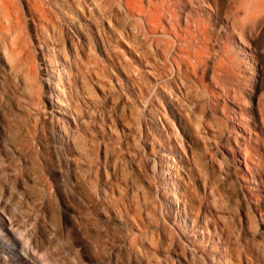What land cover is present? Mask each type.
Returning <instances> with one entry per match:
<instances>
[{"label":"rangeland","instance_id":"374dc122","mask_svg":"<svg viewBox=\"0 0 264 264\" xmlns=\"http://www.w3.org/2000/svg\"><path fill=\"white\" fill-rule=\"evenodd\" d=\"M205 1L0 0V264H264V24Z\"/></svg>","mask_w":264,"mask_h":264},{"label":"bare ground","instance_id":"6f19581e","mask_svg":"<svg viewBox=\"0 0 264 264\" xmlns=\"http://www.w3.org/2000/svg\"><path fill=\"white\" fill-rule=\"evenodd\" d=\"M125 4H126V6L131 7L132 0H125ZM238 9H242L244 14H245V18L243 20H241V22H242L241 23L242 24L241 30L246 28L248 31H251V32L260 31V28L264 24V0H240L238 3ZM145 13H147V12H145ZM150 13L151 12H149V14ZM214 19L217 20L216 21L217 27L222 28L224 30L226 29V25H225V23L223 24L221 19H218V18H214ZM241 30H240V32H241ZM262 43L263 44L260 47V54H261L260 67L258 68L257 71H256V69H253V73L261 74V76H263V80H264V42H262ZM44 57H45V59H43V60L47 59V62H48L50 56L48 54H45ZM251 66H253V65H251ZM42 70L45 71V69H43V68H42ZM48 71L50 73L52 72L51 70H48ZM259 79H260V77H259ZM257 124H259L263 130V122H262V118L260 116V113H259V120L252 121L253 126H256ZM263 135H264V131L261 132V134H259V136H263ZM243 162H244V165H246V158H244ZM251 174H252V178H253V183L256 186L263 188L264 187V168H261L260 166H254V167H252ZM12 229L6 228L4 224L0 223V233L3 235V238L6 237L8 242L10 243L8 245V244H5L4 242L1 241L2 243L0 244V253L5 254L3 257H5V256H8V257L20 256V257L26 258L28 260L29 259L33 260L31 254H29V252L24 248L23 243H21V241L18 240V238L16 237V235Z\"/></svg>","mask_w":264,"mask_h":264}]
</instances>
